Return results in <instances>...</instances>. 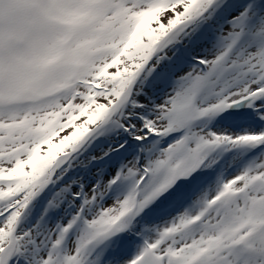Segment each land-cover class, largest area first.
Returning <instances> with one entry per match:
<instances>
[{"label":"snow or ice","instance_id":"snow-or-ice-1","mask_svg":"<svg viewBox=\"0 0 264 264\" xmlns=\"http://www.w3.org/2000/svg\"><path fill=\"white\" fill-rule=\"evenodd\" d=\"M0 264H264V0H0Z\"/></svg>","mask_w":264,"mask_h":264}]
</instances>
